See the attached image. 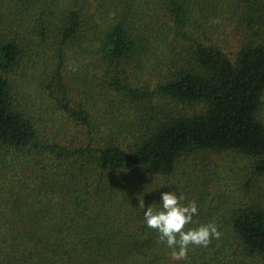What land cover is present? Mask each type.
Wrapping results in <instances>:
<instances>
[{"label": "trees", "instance_id": "1", "mask_svg": "<svg viewBox=\"0 0 264 264\" xmlns=\"http://www.w3.org/2000/svg\"><path fill=\"white\" fill-rule=\"evenodd\" d=\"M0 264H264V0H0Z\"/></svg>", "mask_w": 264, "mask_h": 264}, {"label": "clouds", "instance_id": "2", "mask_svg": "<svg viewBox=\"0 0 264 264\" xmlns=\"http://www.w3.org/2000/svg\"><path fill=\"white\" fill-rule=\"evenodd\" d=\"M138 198V207L144 210L143 195ZM185 199L183 193L178 195L175 191L163 192L160 210L149 206L144 211L146 226L158 232V241L166 243L173 250L172 257L175 260L186 259L190 245L207 247L212 239H219L222 235L215 222L186 230V226L193 222L194 215L198 214V205L194 200L183 203Z\"/></svg>", "mask_w": 264, "mask_h": 264}, {"label": "rangeland", "instance_id": "3", "mask_svg": "<svg viewBox=\"0 0 264 264\" xmlns=\"http://www.w3.org/2000/svg\"><path fill=\"white\" fill-rule=\"evenodd\" d=\"M211 157H212L211 159H213V160H214V159H215V160L219 159V160H221V161L223 160L224 165L226 164L225 166L228 167V168H229V164L232 163V156H231L230 154H228V155H226V154H225V155H223V154L218 155V154H217V155H212ZM233 164H234L236 167H238V164H240V163H238V164L233 163ZM224 165H223V169H224V167H225ZM224 170H227V169H224ZM224 170H223L222 172H223L224 174H227L228 177H231V176H230L228 173H226Z\"/></svg>", "mask_w": 264, "mask_h": 264}]
</instances>
